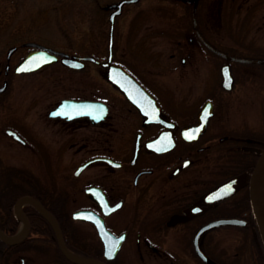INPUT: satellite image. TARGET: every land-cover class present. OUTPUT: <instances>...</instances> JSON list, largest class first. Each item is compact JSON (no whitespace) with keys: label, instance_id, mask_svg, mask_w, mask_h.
I'll list each match as a JSON object with an SVG mask.
<instances>
[{"label":"flooded vegetation","instance_id":"flooded-vegetation-1","mask_svg":"<svg viewBox=\"0 0 264 264\" xmlns=\"http://www.w3.org/2000/svg\"><path fill=\"white\" fill-rule=\"evenodd\" d=\"M193 31L189 45L178 40L170 61L163 63L119 55L115 39L111 64L126 69L150 94L136 89L143 107L110 79L111 64H104L109 40L104 55L69 52L79 57L92 55L95 60L70 66L59 55L53 63L29 72H17L19 63L29 53L53 46L37 40L10 46L14 50H8L0 63V85L6 84L0 93L13 88L15 76L40 74L52 66L68 70L71 87L62 84L65 91L57 96L51 93L54 87H41L24 106L13 105V101L5 104V115L13 117L4 122L0 117V229L14 235L11 231L19 222L25 224V231L17 242L0 234V264H17V258L22 264H37V256L42 264H59L60 257L65 264H73L66 258L51 218L58 222L68 249L112 264H126L122 255L127 253L141 261L159 255L170 264H182L186 250L198 258L192 264H202L194 245L198 231L213 221L240 219L203 231L200 240L210 264L218 259L208 253L204 240L236 229L255 231L251 185L264 150V120L257 121L259 125L245 121V126L235 127L228 119L226 95L244 80L258 88L262 105L264 62L240 61L259 63L254 67L259 71L253 73L245 66L237 69L235 60L223 54L233 53L208 39L195 22ZM197 50L203 60L193 56ZM21 51L22 55L14 57ZM179 59L182 66H188L191 59L201 71H171ZM226 63L234 75L230 90L223 83ZM41 81L36 85L40 87ZM2 146L24 150L47 166L19 165L6 158ZM221 185L225 186L223 196L213 197ZM79 209L97 214L107 230L122 236L115 258H106L109 252L92 220L73 218Z\"/></svg>","mask_w":264,"mask_h":264},{"label":"rangeland","instance_id":"rangeland-1","mask_svg":"<svg viewBox=\"0 0 264 264\" xmlns=\"http://www.w3.org/2000/svg\"><path fill=\"white\" fill-rule=\"evenodd\" d=\"M118 1L120 0H0V63H4L11 45L28 40H37L68 52L87 54L98 51L97 54L104 55L110 25L111 9L108 5ZM193 5V0H139L125 5L124 12L116 23L118 54L141 60L155 58L158 63L170 61V53L177 49L178 40L189 45V37L194 33ZM197 8L199 27L220 48L245 57H264V0H199ZM20 55L22 51L15 53L14 57ZM202 55L198 50L193 54L197 61L203 60ZM191 61L188 59L189 65L182 66L179 59L178 67L171 71H201L197 68V63ZM234 64L237 69L245 66L251 73L259 71L254 67L260 66L259 63L250 65L236 60ZM68 77V70L57 66L42 69L40 74L15 76L13 88L0 93L1 121H10L13 117L10 113L5 115L6 103L8 106L13 101V105L24 106L26 101L36 98L41 87H54L55 90L51 93L60 95L65 91L62 90V84L67 88L71 87ZM40 79L42 85L39 87L36 84H40ZM261 87L264 89V83ZM255 89L258 92V88L240 80L237 87L226 95L229 100L228 119L235 127L245 126L246 122H250L252 126L259 125L257 121L264 120V90L260 89L263 96V99L260 98V105V94ZM3 141L7 142L5 139ZM2 150L6 158H11L19 165L47 166L24 150L15 151L4 146ZM256 234L257 231L236 229L231 234L221 232L203 243L208 253L215 258L230 262L244 252L243 263L252 264L254 256L249 249L250 238ZM182 257L185 259L182 264L198 262L196 254L190 250H186ZM122 258L126 264H170L167 258L159 255L150 256L145 261L128 253L123 254ZM36 261L37 264H42L41 257L37 256ZM17 264H22L20 258H17ZM59 264H65L61 257Z\"/></svg>","mask_w":264,"mask_h":264},{"label":"water","instance_id":"water-1","mask_svg":"<svg viewBox=\"0 0 264 264\" xmlns=\"http://www.w3.org/2000/svg\"><path fill=\"white\" fill-rule=\"evenodd\" d=\"M138 0H121L117 3L110 4V7H116V9L113 11L111 14V28H110V55H109V60L105 62V64H111V59L113 57V44H114V29H115V20L116 16L123 10V6L126 3L130 2H136ZM196 3L198 0H195ZM195 14H196V6L194 8ZM47 49V48H46ZM13 50V48L10 50V52ZM50 51H53V53H49L47 50L43 51H35L30 53L20 64L19 67L17 68V71H30V70H35L38 69L39 67L53 62L56 60L58 54L63 55V62L66 64H69L71 66L73 65H79L83 61L79 59L76 55H70L68 53L54 50V49H49ZM85 58H93V57H85ZM245 60V59H244ZM25 69V70H21ZM223 75H224V85L226 88H232L233 86V75L231 72L230 65L227 64L223 67L222 69ZM109 77L112 81H114L116 84H118L130 97H132L135 100V103L139 105L140 107H143L144 105L139 101L138 97L140 96V93L136 89H140L144 91V88L139 84L129 73H127L123 67L111 64L110 69H109ZM6 87V84L0 87V90H3ZM134 88V90H133ZM264 169V151L262 155L260 156L256 166L255 170L253 173V179H252V185H251V190H252V195H253V204L256 212V216L259 222V225L262 230V234L264 236V202L261 199V196L259 194V178ZM213 193L216 195L222 193V186L217 188ZM74 217L80 218V219H92L97 226L99 227L100 233L102 237L105 240L106 243V250L109 252L107 254V258H113L117 255L120 247H121V242H122V237H116L109 232H106L105 226L103 223V220L101 217L91 215L90 210L82 209L78 210L74 213ZM240 222L238 219H220L217 222L211 223L209 225H206L204 229L207 227L213 226L215 224H222V223H238ZM202 229L197 233L196 239H195V246L197 249V252L199 253L200 256H202L205 260H208V256L205 254L203 251L201 244H200V236ZM3 237L10 241V242H17L21 239L15 238L8 236L3 232ZM62 246L65 250L66 255H68L70 258L75 260L76 262L80 263H89V262H94V263H102L105 264L104 262H98L96 260H88V261H81L77 260L73 257L70 256V254L67 252V249L65 248V245L63 243V240L61 239Z\"/></svg>","mask_w":264,"mask_h":264},{"label":"trees","instance_id":"trees-1","mask_svg":"<svg viewBox=\"0 0 264 264\" xmlns=\"http://www.w3.org/2000/svg\"><path fill=\"white\" fill-rule=\"evenodd\" d=\"M18 227H19V222L15 223V226L11 232L15 233L18 230ZM249 249H250V252H252L254 256V260L252 264H264V238L262 236V233L259 227L257 228L256 236L254 235L253 238L252 237L250 238ZM90 256L98 257L95 255H90ZM244 259L245 258H244V252H243L242 254L238 255L234 261L228 262L224 259H218L216 261H212L210 264H246V263H243ZM63 260H64V257H63ZM73 264H80V263L73 262ZM87 264H94V263H87ZM109 264H112V263H109ZM202 264H208V263L202 262Z\"/></svg>","mask_w":264,"mask_h":264},{"label":"bare ground","instance_id":"bare-ground-1","mask_svg":"<svg viewBox=\"0 0 264 264\" xmlns=\"http://www.w3.org/2000/svg\"><path fill=\"white\" fill-rule=\"evenodd\" d=\"M259 194L261 196V199L264 202V169H263V171H262V173L260 175V178H259ZM24 231H25V224H23L21 226V229H20L18 235H21ZM67 252L70 254L71 257H73V258H75L77 260H81V261H86L87 260L86 258L75 254L74 252H72L69 249H67Z\"/></svg>","mask_w":264,"mask_h":264},{"label":"snow or ice","instance_id":"snow-or-ice-1","mask_svg":"<svg viewBox=\"0 0 264 264\" xmlns=\"http://www.w3.org/2000/svg\"><path fill=\"white\" fill-rule=\"evenodd\" d=\"M21 70H25V69H21ZM188 138L192 139L195 138L193 135H190Z\"/></svg>","mask_w":264,"mask_h":264}]
</instances>
